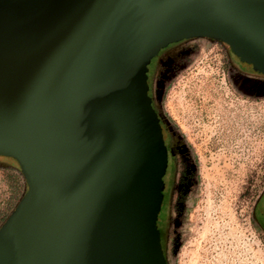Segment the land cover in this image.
I'll use <instances>...</instances> for the list:
<instances>
[{
	"label": "water",
	"instance_id": "95a60500",
	"mask_svg": "<svg viewBox=\"0 0 264 264\" xmlns=\"http://www.w3.org/2000/svg\"><path fill=\"white\" fill-rule=\"evenodd\" d=\"M205 37L264 75V0H0V264H168L149 62Z\"/></svg>",
	"mask_w": 264,
	"mask_h": 264
},
{
	"label": "rangeland",
	"instance_id": "374dc122",
	"mask_svg": "<svg viewBox=\"0 0 264 264\" xmlns=\"http://www.w3.org/2000/svg\"><path fill=\"white\" fill-rule=\"evenodd\" d=\"M181 42L175 51L182 54L165 63L162 87L155 57L149 62L160 111L183 144L162 179L161 249L164 243L168 264H264V229L255 216L264 199V77L245 76L241 89L225 44ZM13 167L0 158V225L26 188Z\"/></svg>",
	"mask_w": 264,
	"mask_h": 264
},
{
	"label": "flooded vegetation",
	"instance_id": "af4514ba",
	"mask_svg": "<svg viewBox=\"0 0 264 264\" xmlns=\"http://www.w3.org/2000/svg\"><path fill=\"white\" fill-rule=\"evenodd\" d=\"M184 41V40H182ZM182 42H176L173 43L171 46L167 47L164 49V51H166L169 48H172L173 46H178L180 45ZM177 47H174L173 49H175ZM164 53V52H163ZM161 53L157 58H156V63L155 65L159 62V67L157 69V71H159L160 74H157V76L159 77L158 81L161 84V87L163 86V77L166 76L165 73L167 71L166 67H165V63L168 62L169 58H171V56L173 55V52H167L165 53V56H163ZM169 54V55H168ZM232 58H229L227 60L228 62V67L230 68L229 73H230V77L232 78V81L234 82V84L237 87H240L241 89H243V87L245 86V76H249L251 78H255L258 79L259 76H263V74L253 70L252 67L247 66L244 62L240 61L238 59V57H236L235 55H233L230 52ZM168 63H171V59ZM158 65V64H157ZM153 74V72H152ZM152 75H151V79H150V83H149V89H150V96H151V105L153 107V109L155 110V112L157 113L159 119H160V124L163 128V130L165 131L166 135H167V144H168V149L170 151V156H174V157H178L182 155V151H183V144L181 142L180 136L178 134H176L174 131H172L171 126L169 125L168 121L166 120V118L164 117L163 113L160 111V107L158 105V101H157V96H155V93L152 89ZM253 86H251L250 84L247 85V89L254 87V81H252ZM160 92L158 97H160ZM168 159V158H167ZM256 219L259 223V225H261L264 229V199H262L261 201H259L258 205H257V209H256Z\"/></svg>",
	"mask_w": 264,
	"mask_h": 264
},
{
	"label": "trees",
	"instance_id": "16d2710c",
	"mask_svg": "<svg viewBox=\"0 0 264 264\" xmlns=\"http://www.w3.org/2000/svg\"><path fill=\"white\" fill-rule=\"evenodd\" d=\"M174 47H176V46H173L172 48H169V49L166 50L168 53H169V52H173V55L171 56V58H169L168 62L170 61V59H171V62H174V59H176L177 56H179L180 54H182V49H180L179 51H175L176 48L173 49ZM166 51H163V52H164V53L162 54L163 56H165ZM157 64H158V65H157ZM157 64L153 67V72H154L155 70L158 69L160 63L158 62ZM156 68H157V69H156ZM13 169H15V172H16V173H18L20 176H22V173H21V171H20L18 168L13 167ZM172 189H173V184H172V188H171V190H170V194H169V195H171ZM169 197H170V196H169ZM159 231H160V230H159ZM163 246H164V243H163ZM163 246H162V251H163ZM163 253H164V252H163Z\"/></svg>",
	"mask_w": 264,
	"mask_h": 264
}]
</instances>
